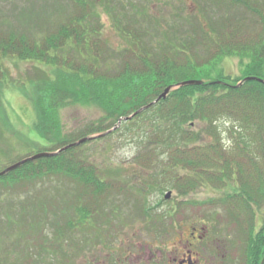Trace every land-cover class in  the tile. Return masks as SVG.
<instances>
[{"label": "trees", "instance_id": "obj_1", "mask_svg": "<svg viewBox=\"0 0 264 264\" xmlns=\"http://www.w3.org/2000/svg\"><path fill=\"white\" fill-rule=\"evenodd\" d=\"M63 3L69 7L62 6ZM229 4L228 9L236 11L237 17L210 21L213 34L202 30L187 40L158 32L165 38L160 41L155 37L159 34L136 24L137 19L122 30V14L114 10L110 12L116 20L114 24L130 44L123 49H114L104 40V25L91 0H57L55 7L48 10L57 8L55 14L64 15L68 8L69 12L51 23L48 11L39 33L32 29L35 20L31 21V29L21 26L23 32L14 28L8 32L0 30L1 59L12 57L52 69L34 83L32 90L36 114L33 129L37 135L47 142L56 138L61 127L60 113L72 105H95L107 115L106 123L103 120L69 133L63 140L52 142L46 152H58L83 138L103 135L114 129L120 119L151 105L124 123L127 126L143 119L153 122L144 138L154 150H145L137 162L147 167L160 164V174L166 180L180 179L177 171L196 172L197 178L188 176L178 181L180 193L195 190L200 177L216 186L235 183L239 191L221 199L220 207L230 222L254 226L255 207L264 203V83L243 81L248 77L264 81V0H230ZM210 5L217 11L227 7L225 0H213ZM233 55L251 58L244 79L232 83L223 78H196L198 70ZM192 80L203 84L180 86ZM169 87L173 90L168 96L152 105ZM25 94L30 96V91ZM199 123L203 130L192 132V127ZM193 141L203 143L188 149L186 145ZM85 145L27 163L0 178V183L5 184L19 180L51 182L57 178L75 186L72 197L76 196V201L73 198L62 206H41V225L43 219H52L51 213L56 212L54 225L51 223L55 241L65 231L91 225L93 216H100L104 204L120 192L115 190L116 186L121 189L115 182L105 181L96 165L82 157L81 147ZM34 197L29 201L38 202ZM50 201H56L55 196ZM31 208L20 209L31 212ZM58 211L60 224L59 218H55ZM36 218L39 217L32 220ZM257 239L260 240L252 241L251 237L247 244L244 264H258L264 238ZM44 240L40 238L41 248Z\"/></svg>", "mask_w": 264, "mask_h": 264}, {"label": "rangeland", "instance_id": "obj_2", "mask_svg": "<svg viewBox=\"0 0 264 264\" xmlns=\"http://www.w3.org/2000/svg\"><path fill=\"white\" fill-rule=\"evenodd\" d=\"M91 1L101 16L104 40L114 49L130 45L120 33L121 28L114 24L116 20L110 14L114 10L122 14V30L128 22L137 19L136 24L143 25L153 34L169 32L182 40L197 36L202 30L213 34L209 27L210 21L237 15L236 11L228 9L230 0H225L227 7L218 11L215 6L213 8L210 5L213 0ZM56 2L57 0H0V30L8 32L14 28L15 31L23 32L21 26L23 29H31V21L35 20L32 29L39 33L47 21L46 14L50 12L48 9L55 7ZM67 4L63 3L62 6ZM56 9L50 12L51 23L69 12L67 8L64 15L55 14ZM197 22L206 27H197ZM136 30L139 28L136 27ZM159 35L155 37L165 41ZM250 61V56L246 55L223 57L198 70L196 78H204V81L223 78L234 83L245 78V68ZM51 71V67L39 63L12 57L0 58V172L37 153L46 152L52 142L63 140L69 133L103 120L106 123L107 115L99 107L77 104L61 111L62 129L60 127L56 138L47 142L37 135L33 129L36 114L32 90L34 83ZM29 91L30 96H26L25 92ZM131 120L121 124L117 122L112 132L81 147L82 157L96 165L102 178L121 187L116 186L115 190L120 192L116 191L109 198L100 216H93L91 225L65 231L66 234L56 236L55 241L51 223L55 222L56 212H49L53 215L50 216L52 219H43V225L40 224L44 215L41 206L54 207L51 203L62 206L63 202H69L68 199L76 198L72 197L76 188L67 180L56 178L57 180L42 183L25 180L0 183V264H122V253L138 256L146 252L154 255L161 252L167 264V253L177 250L181 235L187 237L192 233L191 227H202L209 235L206 242L210 255L216 254L210 242H218L222 249L221 257L227 253L231 264H244L251 237L254 239L252 241L260 240L257 239L258 236L264 238V203L260 208L255 207L256 217L247 243L244 233L246 222L240 221V227L237 223L230 222L227 213L220 207L221 199L239 191L237 185L232 182L227 186H216L207 178L201 180L200 177V185L195 190L180 193L178 181L188 176L197 178L198 174L182 170L177 171L180 179L166 180L160 174V164L154 163L149 167L145 164V167L137 162L145 150H154L144 138L153 122L143 119L124 125ZM203 128V124L199 123L191 131L201 132ZM201 142L203 143L193 141L186 147L192 150ZM169 193L172 196L167 199ZM51 196H55L56 201L51 202ZM30 197L38 199V202L29 201ZM26 206L32 207L29 210L33 214L21 211L20 208ZM34 215L39 218L32 220ZM59 217L61 211H58L55 218ZM60 223L61 220L58 224ZM40 238L46 240V247L44 240L41 248ZM59 243L61 247L58 246ZM217 247L218 245L216 250ZM263 259L264 246L258 264Z\"/></svg>", "mask_w": 264, "mask_h": 264}, {"label": "flooded vegetation", "instance_id": "obj_3", "mask_svg": "<svg viewBox=\"0 0 264 264\" xmlns=\"http://www.w3.org/2000/svg\"><path fill=\"white\" fill-rule=\"evenodd\" d=\"M240 227V225H239ZM202 228V227H201ZM199 227H191L192 233L185 237L181 235V240L179 241V246L176 251L173 253H167V264H231L229 262L227 253L221 257V247L218 242L211 241L210 244H213L214 251L216 254L210 255L208 253V243L206 242L209 238V235L205 233V230ZM251 228L250 225L245 227V235L247 237L246 242L250 240ZM204 230V232H203ZM246 243V244H247ZM218 245L217 250L215 247ZM46 247V241H45ZM122 264H166V261L163 260L164 257L161 256V252H158V255L154 254H131L129 256L122 253ZM209 254V255H208ZM162 259H158V258ZM157 258V259H155ZM233 263V262H232ZM259 264H262V260Z\"/></svg>", "mask_w": 264, "mask_h": 264}, {"label": "water", "instance_id": "obj_4", "mask_svg": "<svg viewBox=\"0 0 264 264\" xmlns=\"http://www.w3.org/2000/svg\"><path fill=\"white\" fill-rule=\"evenodd\" d=\"M251 80H255V81H260V82H263L264 81L262 79H259V78H256V77H248V78H245L243 82H246V81H251ZM203 84L202 81H199V80H192V81H186L182 84H180V86H190V85H201ZM173 90V87H169L167 88L164 93L157 99V101H154L152 103V105L156 104L158 101H160L161 99H165L168 94ZM151 106V105H150ZM150 106H147L139 111H137L136 113H134L133 115L129 116V117H125V118H122L119 120V124H121L123 121H129L131 119H133L136 115L140 114L141 112H143L145 109L149 108ZM110 132L112 131H109L103 135H100V136H93V137H87V138H83L75 143H72L70 145H67L66 147H64L63 149H61L60 151L58 152H40V153H37L27 159H24V160H21L20 162L12 165L11 167L5 169L4 171L0 172V178L1 177H4L6 175H8L9 173L19 169L20 167H22L23 165L27 164V163H30V162H33V161H36L38 159H41V158H50V157H54L56 155H58L59 153L63 152V151H66V150H69L71 148H75V147H79L80 145L82 144H85L89 141H92L96 138H99V137H104L106 136L107 134H109ZM172 194L169 193L166 198L169 199L171 198ZM262 264H264V259L262 261Z\"/></svg>", "mask_w": 264, "mask_h": 264}]
</instances>
